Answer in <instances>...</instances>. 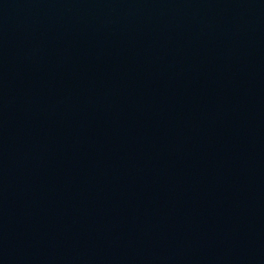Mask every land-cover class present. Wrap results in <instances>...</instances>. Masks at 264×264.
I'll return each mask as SVG.
<instances>
[{
    "label": "water",
    "instance_id": "1",
    "mask_svg": "<svg viewBox=\"0 0 264 264\" xmlns=\"http://www.w3.org/2000/svg\"><path fill=\"white\" fill-rule=\"evenodd\" d=\"M0 29L129 42L264 81V0H0Z\"/></svg>",
    "mask_w": 264,
    "mask_h": 264
}]
</instances>
